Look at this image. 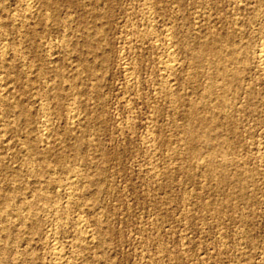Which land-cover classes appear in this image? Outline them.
<instances>
[{"label": "rangeland", "instance_id": "1", "mask_svg": "<svg viewBox=\"0 0 264 264\" xmlns=\"http://www.w3.org/2000/svg\"><path fill=\"white\" fill-rule=\"evenodd\" d=\"M21 1L0 0V264H52L55 244L68 264H264V77L253 59L264 0H35L29 15ZM226 36L245 57L234 68L242 78L217 95L207 86L229 61L210 47ZM190 111L213 119L191 124V142ZM15 204H31L25 217Z\"/></svg>", "mask_w": 264, "mask_h": 264}, {"label": "bare ground", "instance_id": "2", "mask_svg": "<svg viewBox=\"0 0 264 264\" xmlns=\"http://www.w3.org/2000/svg\"><path fill=\"white\" fill-rule=\"evenodd\" d=\"M38 1V0H37ZM48 1V0H47ZM145 1H147V0H145ZM18 2H19V0H18ZM35 0H22L21 1V9H22V12L24 13V14H28L29 13V11L31 12V10H32V8L33 7H35L36 8V6H35ZM99 2V1H98ZM142 2V1H141ZM154 2H155V0H154ZM153 2V3H154ZM37 3V2H36ZM50 3V2H49ZM80 3V2H79ZM88 3V2H87ZM101 3V2H100ZM143 3H146V2H142V4ZM236 3V2H235ZM19 4V5H20ZM38 4V3H37ZM147 4V3H146ZM40 5V4H39ZM38 5V6H39ZM43 5V4H42ZM148 5V4H147ZM249 5V4H248ZM251 5V4H250ZM253 5V4H252ZM45 6H46V4H45ZM20 7V6H19ZM44 7V6H43ZM48 7H49V5H48ZM48 7H46V8H48ZM86 7V6H85ZM141 7V6H140ZM247 7V6H246ZM245 7V8H246ZM261 7V6H260ZM82 8V7H81ZM150 8V7H149ZM151 8H152V6H151ZM249 8V7H248ZM34 9V8H33ZM145 9V8H144ZM37 10V9H36ZM147 10H149V9H147ZM235 10V9H234ZM257 10H258V8H257ZM261 10L263 11V9L261 8ZM141 11V10H140ZM249 11V10H248ZM259 11V10H258ZM257 11V12H258ZM28 12V13H27ZM33 12V11H32ZM31 12V13H32ZM48 12V11H47ZM234 12V11H233ZM241 12V11H240ZM20 13V12H19ZM145 13V12H144ZM149 13V12H148ZM236 13V12H235ZM261 13V12H260ZM17 14V13H16ZM30 14V13H29ZM28 14V15H29ZM34 14V13H33ZM43 14V13H42ZM45 14H47V13H45ZM151 14V13H150ZM237 14V13H236ZM252 14L254 15L255 13H253L252 12ZM21 15V14H20ZM27 15V16H28ZM35 15V14H34ZM48 15V14H47ZM143 15V14H142ZM147 15V14H146ZM50 16V15H49ZM149 16V15H148ZM258 16V15H257ZM17 17V16H16ZM19 17V16H18ZM21 17H22V15H21ZM26 17V16H25ZM41 17V16H40ZM43 17V16H42ZM57 17V16H56ZM231 17H233V16H231ZM262 17V16H261ZM260 17V18H261ZM24 18V17H23ZM236 18V17H235ZM240 18H242V17H240ZM264 18V17H263ZM2 19V18H1ZM45 19V18H44ZM44 19H43V21H44ZM47 19H48V17H47ZM91 19V18H90ZM148 19H149V17H148ZM150 19H152V17L150 18ZM262 19V18H261ZM260 19V20H261ZM15 20V19H14ZM22 20V19H21ZM27 20V19H26ZM254 20V19H253ZM259 20V21H260ZM16 21V20H15ZM19 21V20H18ZM36 21H37V19H36ZM147 22H150V21H148V20H146ZM14 22V21H13ZM47 22V21H46ZM144 22V21H143ZM261 22H262V20H261ZM23 23H24V21H23ZM28 23V22H27ZM40 23V22H39ZM48 23V22H47ZM136 23V22H135ZM257 23V22H256ZM19 24V23H18ZM46 24V23H45ZM55 25V24H54ZM138 25V24H137ZM240 25V24H239ZM254 25V24H253ZM18 26V25H17ZM97 26V25H96ZM131 26V25H130ZM133 26H134V24H133ZM139 26V25H138ZM138 26H135V29L134 28H132V30H136V27H138ZM146 26V25H145ZM262 26V25H261ZM23 27V26H22ZM30 27V26H29ZM237 27V26H236ZM3 28V27H2ZM26 28V27H25ZM128 28H129V26H128ZM244 28V27H243ZM261 28V27H260ZM259 28V29H260ZM262 33H260V35L262 34V36L264 37V27L262 26ZM199 29V28H198ZM240 29V28H239ZM125 30V29H124ZM129 30V29H128ZM85 31V30H84ZM210 31V30H209ZM258 31V30H257ZM44 32H46V30L44 31ZM131 33H132V31H130ZM138 32H141V31H138ZM207 32V31H206ZM260 32V31H259ZM25 33V32H24ZM133 33H134V31H133ZM143 33V32H142ZM197 33V32H196ZM210 33H213V32H210ZM42 34V33H41ZM84 34V33H83ZM135 34V33H134ZM136 34H138V35H140V33H137L136 32ZM215 34V33H214ZM128 35H129V33H128ZM128 35H127V37H128ZM132 35V34H131ZM231 35H232V33H231ZM257 35V34H256ZM130 36V35H129ZM142 36V35H141ZM144 36V35H143ZM142 36V37H143ZM195 36V35H194ZM206 36V35H205ZM204 36V37H205ZM217 36V35H216ZM234 36V35H233ZM240 36V35H239ZM5 37V36H4ZM85 37V36H84ZM134 37H136V35H134ZM142 37H139L140 39H138L137 38V40L139 41V40H141V38ZM167 37V36H166ZM183 37V36H182ZM197 37V36H196ZM209 37V36H208ZM211 37V36H210ZM219 37V36H218ZM231 37V36H230ZM98 38V37H97ZM100 38V37H99ZM101 38H102V36H101ZM125 38V37H124ZM133 38V37H132ZM198 38V37H197ZM222 38V37H221ZM216 38V39H214L215 41L213 42V40H211V42H213L212 43V46L210 47V55L212 56L211 58H213L216 62H219V61H224L225 60V58L227 59V60H225V61H229L228 63H230V64H228L227 62V64H221V63H224V62H221L220 64L221 65H219V63L217 64V68H216V71H215V76H217L216 75V73L217 74H219V77L221 76V78H220V81H218L217 80V84L215 85H212V82H211V84H209L208 86H207V88H208V90H206V91H208V92H211V91H213L214 89H216L218 92H219V90L221 91V92H227V91H230L229 89H227V86H228V84L230 83L231 84V82H233L232 84L234 85V83L237 85V83H239L238 81H240L241 79L240 78H242L241 76H239L240 75V73L238 74V72L237 71H234V68L236 67V64H238L240 61L242 62V60L245 58H243L242 60H240L239 58H238V50H237V48L238 47H232L231 45L232 44H228V42H230V40H229V37L228 36H226L225 38ZM261 38V37H260ZM169 38L167 37V40H168ZM172 39V38H171ZM225 39V40H224ZM2 40V39H1ZM41 40V39H40ZM44 40V39H43ZM47 40V39H46ZM65 40H68V39H65ZM125 40H127V39H125ZM129 40H131V38L129 39ZM165 40V39H164ZM186 40V39H185ZM197 40H199V38L198 39H196V41ZM204 40V39H203ZM229 40V41H228ZM235 40H236V38H235ZM238 40V39H237ZM262 41H263V38L261 39ZM143 41V40H142ZM169 41V40H168ZM167 41V42H168ZM204 41H206V39L204 40ZM225 41H227V43L225 42ZM61 42H62V40H61ZM63 42H66V41H63ZM127 44H128V42L127 41H125ZM131 41H129V43H130ZM145 42V41H144ZM162 42V41H161ZM198 42V41H197ZM231 42H232V40H231ZM230 42V43H231ZM234 42V41H233ZM239 42V41H238ZM8 43V42H7ZM45 43V42H44ZM58 43V42H57ZM75 43V42H74ZM140 43V42H139ZM142 43V42H141ZM140 43V44H141ZM203 43V42H202ZM224 43H226V44H224ZM2 44V43H1ZM4 44V43H3ZM3 44L1 45V46H3ZM39 44V43H38ZM37 44V45H38ZM60 44V43H59ZM62 44V43H61ZM60 44V45H61ZM100 44H101V42H100ZM103 44H104V42H103ZM155 44H157V42L155 43ZM165 44H167V43H165ZM190 44V43H189ZM193 44V43H192ZM191 44V45H192ZM201 44V43H200ZM200 44H199V46H200ZM204 44V43H203ZM228 44V45H227ZM241 44H243V43H241ZM46 45V44H45ZM154 45V44H153ZM198 45V43H196V45L194 46V47H196ZM237 45H239V44H237ZM245 45V44H244ZM243 45V46H244ZM5 46H6V44H5ZM47 46V45H46ZM49 46V45H48ZM48 46L46 47V48H48ZM57 46V45H56ZM67 46V45H66ZM101 46V45H100ZM168 46H170L171 47V44L169 45V43H168ZM242 46V45H241ZM11 47V46H10ZM153 47V46H152ZM166 48H167V46H165ZM184 47V46H183ZM188 47V46H187ZM193 47V46H192ZM193 47V48H194ZM200 47H203V45H201ZM44 48V47H43ZM50 48H51V46H50ZM50 48H49V50H50ZM65 48V47H64ZM68 48V47H67ZM90 48H92V47H90ZM89 48V49H90ZM98 48V47H97ZM199 48V47H198ZM204 48V47H203ZM242 48V47H241ZM8 49V48H7ZM39 49V48H38ZM55 49V48H54ZM60 49V48H59ZM59 49H57V50H59ZM71 49V48H70ZM129 49H130V47H129ZM158 49V48H157ZM169 49V48H168ZM187 49V48H186ZM190 49H192V48H190ZM247 49V48H246ZM0 50H1V48H0ZM46 50V49H45ZM44 50V51H45ZM53 50V49H52ZM64 50H66V48L64 49ZM69 50V49H68ZM93 50V49H92ZM188 50V49H187ZM197 50V49H196ZM201 50V49H200ZM200 50L198 49V51L200 52ZM241 50V49H240ZM2 51V50H1ZM3 51L5 52V50H4V48H3ZM3 51H2V53H1V55H0V57L1 56H3L4 55V53H3ZM70 51V50H69ZM168 51V50H167ZM167 51H165V52H167ZM190 51V50H189ZM244 51V50H243ZM248 51V50H247ZM8 52V51H7ZM7 52H5V53H7ZM41 52V51H40ZM60 52H62V51H60ZM169 52V51H168ZM172 50H171V52H169L168 53V55L166 54V53H164L165 54V56L167 55V59H166V61H164V66H162L165 70L164 71H166L167 70V74H168V71H171V70H173L174 68H175V59L172 57ZM191 52V51H190ZM197 52V51H196ZM206 52H208V51H206ZM245 52H246V50H245ZM245 52H243V53H245ZM51 53V52H50ZM59 53V52H58ZM63 53V52H62ZM68 53V52H67ZM186 53V52H185ZM189 53V52H188ZM191 53H195V50H194V52H191ZM198 53V52H197ZM205 53V52H204ZM240 53L242 54V52L240 51ZM255 53V57H253V59L255 58V62H256V69L257 70H259L260 71V73H261V75L264 77V43L262 44V46L261 47H259L258 48V50L256 51V52H254ZM52 54H54V53H52ZM70 54V53H69ZM164 54H163V56H164ZM202 54V53H201ZM208 54H209V52H208ZM238 54V55H237ZM240 54V55H241ZM57 55V54H56ZM59 55V54H58ZM98 55V54H97ZM192 55V54H191ZM194 55V54H193ZM203 55V54H202ZM206 54H204V56H205ZM246 55V54H245ZM254 55V54H253ZM43 56V55H42ZM49 56H51V55H49ZM52 56H54V55H52ZM64 56V55H63ZM62 56V57H63ZM162 56V55H161ZM196 56V55H195ZM243 56H244V54H243ZM44 57V56H43ZM106 57V56H105ZM176 57V56H175ZM187 57H188V55H187ZM189 57H192V56H189ZM199 58V55L198 56H196V58ZM206 57V56H205ZM4 58V56L2 57V59ZM10 58V57H9ZM52 58V57H51ZM70 58V57H69ZM179 58V57H178ZM195 58V57H194ZM201 58V57H200ZM208 58V57H207ZM241 58V57H240ZM1 59V60H2ZM55 59H56V57H55ZM204 59L205 58H203V60L201 59V61L203 62L204 61ZM247 59V58H246ZM252 59V62L254 61ZM6 60V59H5ZM60 60H61V58H60ZM65 60V59H64ZM63 60V61H64ZM195 60H197V59H195ZM205 60H207V59H205ZM212 60V59H211ZM211 60H207L208 61V63H209V61H211ZM214 60H212L213 62H214ZM7 61H9V60H7ZM21 61V60H20ZM51 61H55V60H51ZM198 61V60H197ZM211 61V62H212ZM13 62V61H12ZM59 62V61H58ZM62 62V61H61ZM65 62V61H64ZM63 62V63H64ZM84 62V61H83ZM195 62V61H194ZM248 61H246L245 60V63H247ZM23 63V62H22ZM66 63V62H65ZM129 63V62H128ZM184 63V62H183ZM198 63V62H197ZM24 64V63H23ZM72 64V63H71ZM159 64H160V62H159ZM162 64V63H161ZM204 64H206V63H204ZM210 64V63H209ZM213 64V63H212ZM216 64V63H215ZM242 64V63H241ZM240 64V65H241ZM248 64V63H247ZM246 64V65H247ZM254 64V63H253ZM5 65V64H4ZM177 65H178V63H177ZM181 65V64H180ZM187 65V64H186ZM197 65V64H196ZM211 65V64H210ZM239 65V66H240ZM46 66H48V64L46 65ZM50 66V65H49ZM161 66V65H160ZM159 66V67H160ZM191 66V65H190ZM242 66H244V65H242ZM241 66V67H242ZM251 66V65H250ZM2 67V66H1ZM5 67V66H4ZM74 67V66H73ZM127 67V66H126ZM130 67V66H129ZM187 67V66H186ZM194 66H192V68H193ZM212 67V66H211ZM240 67V68H241ZM248 67V66H247ZM28 68V67H27ZM125 67H123V69H124ZM197 68H199V67H197ZM201 68V67H200ZM213 68V67H212ZM215 68V67H214ZM239 68V67H238ZM239 68V69H240ZM243 68V67H242ZM250 68H252V67H250ZM4 69V68H3ZM72 69V68H71ZM129 69H131V68H129ZM129 69H127V70H129ZM188 69H190L189 68V66H188ZM246 69V68H245ZM253 69V68H252ZM18 70V69H17ZM212 70V69H211ZM244 70V69H243ZM5 71V70H4ZM7 71V70H6ZM49 71V70H48ZM94 71V70H93ZM195 71V70H194ZM29 72V71H28ZM191 72V71H190ZM209 72V71H208ZM241 73H243V72H245V71H240ZM255 72H256V70H255ZM13 73V72H12ZM31 73V72H30ZM125 73V72H124ZM172 73V72H171ZM203 73V72H202ZM0 74H1V72H0ZM127 74V73H126ZM128 74L130 75L131 73L130 72H128ZM133 74V73H132ZM173 74V73H172ZM171 74V75H172ZM188 74V73H187ZM6 75H7V72H6ZM9 75V74H8ZM7 75V76H8ZM127 76V77H130V76ZM190 75V74H189ZM210 76H211V71H210V74H209ZM214 75V74H213ZM242 75V74H241ZM243 75H244V73H243ZM242 75V76H243ZM2 76V75H1ZM98 76V75H97ZM132 76V75H131ZM168 76V75H167ZM246 76V75H245ZM40 77H41V75H40ZM49 77V76H48ZM53 77V76H52ZM169 77V76H168ZM167 77V78H168ZM196 77V76H195ZM202 77V76H201ZM218 77V78H219ZM247 77V76H246ZM5 78V77H4ZM43 78V77H42ZM61 78H62V76H61ZM69 78V77H68ZM185 78V77H184ZM206 78H209V77H206ZM212 78H213V76H212ZM211 78V80H213ZM215 78V77H214ZM44 79V78H43ZM189 79V78H188ZM240 79V80H239ZM246 79V78H245ZM2 80H3V77H2ZM47 80V79H46ZM133 80V79H132ZM173 80V79H172ZM184 80V79H183ZM209 80V79H208ZM208 80H206V81H208ZM244 80V79H243ZM249 80H250V78H249ZM248 80V81H249ZM191 81L193 82V80L191 79ZM210 81V80H209ZM214 81V80H213ZM247 81V82H248ZM0 82H1V79H0ZM3 82V81H2ZM51 82V81H50ZM127 82H129V81H127ZM133 82V81H132ZM131 82V83H132ZM136 82V81H135ZM168 82H170V81H168ZM198 82V81H197ZM202 82H204L203 80H202ZM237 82V83H236ZM243 82V81H242ZM246 82V83H247ZM4 83V82H3ZM2 83V84H3ZM46 83V82H45ZM134 83V82H133ZM206 83V82H205ZM4 84H6V83H4ZM198 84H200V83H198ZM207 84H208V82H207ZM240 84V83H239ZM238 84V85H239ZM243 84H244V82H243ZM48 85V84H47ZM50 85V84H49ZM233 85H231L232 87V90H234L235 91V89H233ZM2 86V85H1ZM6 86V85H5ZM66 86H67V84H66ZM69 86V85H68ZM199 86V85H198ZM240 86V85H239ZM244 86V85H243ZM249 86H250V83H249ZM248 86V87H249ZM3 87V86H2ZM55 87V86H54ZM189 87V86H188ZM229 87H230V85H229ZM45 88V87H44ZM77 88V87H76ZM237 88H238V86H237ZM240 88V87H239ZM250 88V87H249ZM4 89V88H3ZM8 89V88H7ZM46 89H47V92L49 91V93H50V91H53V87L52 86H46ZM68 89V88H67ZM244 89V88H243ZM171 90V89H170ZM203 90H205V88L203 89ZM223 90V91H222ZM1 91V90H0ZM44 91H45V89H44ZM164 91H166V90H164ZM205 91V92H206ZM250 91H252V90H250ZM249 91V93H251ZM4 92H5V90H4ZM3 92V93H4ZM205 92H203V93H205ZM216 92V91H215ZM218 92H216V93H218ZM221 92H219V94H217V95H220V93ZM246 92V91H245ZM244 92V93H245ZM248 92V91H247ZM3 93L1 94V96H3ZM40 93V92H39ZM163 93V92H162ZM166 93V92H165ZM202 93V92H201ZM200 93V94H201ZM202 93V94H203ZM232 93H234V92H232ZM236 94H237V91L235 92ZM234 93V94H235ZM5 94V93H4ZM164 94V93H163ZM168 94H169V92H168ZM212 95L214 94V93H211ZM225 94V93H224ZM223 94V95H224ZM233 94V95H234ZM246 94V93H245ZM43 95V94H42ZM170 95V94H169ZM225 95H228V94H225ZM232 95V96H233ZM248 95V94H247ZM0 96V98H2ZM5 96V95H4ZM49 96H50V94H49ZM74 96V95H73ZM245 96V95H244ZM250 96V95H249ZM254 96V95H253ZM6 97V96H5ZM4 97V98H5ZM7 97H8V95H7ZM38 97V96H37ZM42 97V96H41ZM169 97V96H168ZM171 97V96H170ZM200 98H201V101L204 99H208L209 98V94L207 93V94H204V98L202 99V97L201 96H199ZM215 97H216V94H215ZM239 97V96H238ZM237 97V98H238ZM246 97H248V96H246ZM18 98V97H17ZM51 98V97H50ZM213 98H214V96H213ZM228 98V97H227ZM230 98V97H229ZM10 99V98H9ZM175 99V98H174ZM211 99V98H210ZM214 99H216V98H214ZM244 99V98H243ZM2 100V99H1ZM0 100V101H1ZM45 100V99H44ZM184 100V99H183ZM193 99H190L189 101H192ZM195 100V99H194ZM245 100V99H244ZM247 100V99H246ZM16 101V100H15ZM49 101V100H48ZM206 101V100H205ZM204 101V102H205ZM207 101H209V99L207 100ZM212 101V100H211ZM223 101H224V98H223V96L222 97H217V99H216V102L217 103H219V104H221V103H223ZM230 101V100H229ZM233 101V100H232ZM248 101H249V99H248ZM2 102H3V100H2ZM41 102V101H40ZM168 102V101H167ZM176 102V101H175ZM204 102H202V103H204ZM215 102V101H214ZM213 102V103H214ZM234 102V101H233ZM233 102H229V103H233ZM42 103V102H41ZM46 103H48V102H46ZM45 103V104H46ZM171 103V102H170ZM193 103V102H192ZM196 103V102H195ZM199 103H200V100H199ZM198 102H197V106H198V104H199ZM210 103V102H209ZM227 103V102H226ZM247 103V102H246ZM250 103V102H249ZM3 104V103H2ZM6 104V103H5ZM43 104V103H42ZM42 104H40V106L42 105ZM73 104H74V102H73ZM187 104H188V102H187ZM207 104V103H206ZM211 104V103H210ZM228 104V103H227ZM235 104V103H234ZM189 105V104H188ZM188 105H186V106H188ZM191 105H195L194 103L193 104H191ZM199 105H201V104H199ZM209 104H207V106H208ZM212 105V104H211ZM210 105V106H211ZM217 105V104H216ZM196 106V105H195ZM204 106V105H203ZM207 106L205 105V107L207 108ZM209 106V107H210ZM222 106V105H221ZM234 106V105H233ZM232 105L231 106H229V107H233ZM3 107H5V106H3ZM48 107H49V105H48ZM64 107V106H63ZM70 107V106H69ZM227 107V106H226ZM198 107H196L195 109H197ZM200 108H202V106L200 107ZM200 108H198V109H200ZM224 110H225V107H222ZM228 108V107H227ZM50 109V108H49ZM48 109V110H49ZM54 109V108H53ZM68 109V108H67ZM71 108H69L68 110H70ZM80 109V108H79ZM188 109V108H187ZM187 109H186V107H185V110L187 111ZM202 109H204V107L202 108ZM201 109V110H202ZM208 109V108H207ZM213 109H216V108H214V106H213ZM220 109V108H219ZM4 110V109H3ZM45 111H46V109H44ZM44 110H42V111H44ZM47 110V111H48ZM189 110H190V108H189ZM193 110V109H192ZM200 110V111H201ZM212 110V109H211ZM210 110V112H212ZM5 111V110H4ZM195 112H196V110H194ZM70 112V117L71 118H73V120H75L74 118H76V114L74 113V112H72V110L71 111H69ZM195 112H189V113H187V112H185V113H187V114H185L186 115V117H187V115H188V117H190V124L188 123V122H186V123H188L187 125H190L189 127H188V129L186 130V131H183V132H185L186 133V135L188 136V139H189V141L191 142V141H193V140H195L196 138L198 139V137H196V136H198L197 135V133L198 132H196V128L195 127H193L191 124H193V122L195 121H198V122H201V127L200 128H204V127H206L207 125H206V120H208V119H206V120H204V119H202L201 117L202 116H198ZM203 112H205L204 110H202V113L201 114H205V113H203ZM206 112H208L207 110H206ZM209 112V113H210ZM215 112H216V110H215ZM225 112H227V111H225ZM225 112L224 113H220L221 115H223V118H225L226 116H227V114H226V116H225ZM229 112V111H228ZM6 113V112H5ZM4 113V114H5ZM46 113V112H45ZM48 113V112H47ZM50 113V112H49ZM63 113V112H62ZM79 113V112H78ZM199 113V114H200ZM217 113H218V111H217ZM68 114V113H67ZM200 114V115H201ZM213 114V113H212ZM233 114H234V112H233ZM52 115V114H51ZM183 115V114H182ZM220 115V116H221ZM7 116V115H6ZM44 116V115H43ZM66 116V115H65ZM208 116V115H207ZM212 116V115H211ZM216 116V114L214 115V117ZM12 117V116H11ZM69 117V118H70ZM185 117V116H184ZM213 117V118H214ZM217 117H219V116H217ZM42 118V117H41ZM207 118V117H206ZM208 118H209V116H208ZM210 118H212V117H210ZM209 118V119H210ZM220 118V117H219ZM51 119V118H50ZM215 119V118H214ZM186 120H187V118H186ZM189 120V119H188ZM211 120V119H210ZM217 120H218V118H217ZM70 121V120H69ZM72 121V120H71ZM76 121V120H75ZM74 121V122H75ZM202 121H204V123H205V125H204V123H202ZM220 121V120H219ZM44 122V121H43ZM48 122V121H47ZM47 122H45V123H47ZM50 122H52V121H50ZM208 122L209 123H211V122H213V119L211 120V122L208 120ZM8 123V122H7ZM71 123H73V122H71ZM78 123V122H77ZM80 123V122H79ZM208 123V124H209ZM48 124V123H47ZM52 124V123H51ZM68 124V123H67ZM194 124H197V123H194ZM199 124V123H198ZM212 124V123H211ZM213 124H215V121H214V123ZM216 124H218V123H216ZM8 125V124H7ZM10 125V124H9ZM70 125V124H69ZM77 125V124H76ZM187 125H186V127H187ZM5 126V125H4ZM43 126H45L44 125V123H43ZM49 126V125H48ZM204 126V127H203ZM210 126H212V125H210ZM219 126V125H218ZM42 127V126H41ZM47 126H45L44 128H46ZM196 127H197V125H196ZM199 127V126H198ZM40 128V127H39ZM47 128H49V127H47ZM53 128V127H52ZM199 128V129H200ZM207 128V127H206ZM206 128L204 129V130H206ZM49 129H51V127L49 128ZM48 129V130H49ZM181 129V128H180ZM43 130H45V129H43ZM52 130V129H51ZM72 130V129H71ZM78 130V129H77ZM200 130H202V129H200ZM42 131V130H41ZM68 131V130H67ZM199 131V130H198ZM4 132V131H3ZM201 132H203V131H201ZM200 132V134L202 135V133ZM5 133V132H4ZM42 133H44V131L42 132ZM47 133H48V131H47ZM51 133V132H50ZM185 133H184V136H185ZM206 133V132H205ZM208 134V133H207ZM207 134H204L203 133V136L205 135H207ZM48 136H49V138H50V135H49V133L47 134ZM45 136V135H44ZM43 136V137H44ZM180 136H182V135H180ZM204 136V138H206ZM215 136V135H214ZM47 137V136H46ZM186 137V136H185ZM208 137H209V135H208ZM56 138V137H55ZM54 138V139H55ZM219 139V138H218ZM48 140V139H47ZM65 140V139H64ZM28 141V140H27ZM197 141V140H196ZM215 141V140H214ZM40 142V141H39ZM186 141H184V143H185ZM189 142V143H190ZM23 144V143H22ZM48 144V143H47ZM46 144V145H47ZM51 144V143H50ZM188 145V144H187ZM195 145V144H194ZM22 146H24V145H22ZM195 146H197V145H195ZM43 147V146H42ZM49 147V146H48ZM188 147V146H187ZM192 148V147H191ZM30 149V148H29ZM40 149H42L41 147H40ZM23 151V150H22ZM232 151V150H231ZM264 152V151H263ZM262 152V153H263ZM195 153V152H194ZM223 153V152H222ZM261 153V154H262ZM213 155H214V153H212ZM264 154V153H263ZM33 155V154H32ZM207 155H208V152H207ZM31 156V155H30ZM192 156V155H191ZM193 157V156H192ZM203 157V156H202ZM263 157V159H264V156H262ZM218 158H219V156H218ZM192 159V158H191ZM223 159V158H222ZM229 159H230V157H229ZM29 160V159H28ZM27 160V161H28ZM42 160H44V159H42ZM231 160V159H230ZM229 160V161H230ZM232 160H234V159H232ZM196 161V160H195ZM210 161V160H209ZM7 162V161H6ZM32 162V161H31ZM64 162V161H63ZM28 163V162H27ZM201 163V162H200ZM205 163V162H204ZM214 163V162H213ZM38 164V163H37ZM64 164V163H63ZM210 164V163H209ZM61 165V164H60ZM207 165V164H206ZM233 165V164H232ZM229 166V165H228ZM29 167V166H28ZM65 167V166H64ZM204 167V166H203ZM210 167V166H209ZM21 168V167H20ZM25 168V167H24ZM35 168H36V165H35ZM39 168V167H38ZM237 168V167H236ZM32 169V168H31ZM239 169V168H238ZM242 170V169H241ZM51 171V170H50ZM208 171V170H207ZM233 171V170H232ZM231 171V172H232ZM32 172H33V169H32ZM38 172V171H37ZM49 172V171H48ZM73 172V171H72ZM80 173V172H79ZM78 173V174H79ZM25 174V173H24ZM29 174V173H28ZM37 174V173H36ZM42 174V173H41ZM52 174V173H51ZM75 174H76V172H75ZM15 175V174H14ZM35 175V174H34ZM33 175V176H34ZM48 175H49V173H48ZM74 175V174H73ZM207 175V174H206ZM208 175H209V173H208ZM78 176H80V175H78ZM77 176V177H78ZM48 177V176H47ZM27 178V177H26ZM37 178V177H36ZM74 178L75 179H77L76 178V176H74ZM73 178V179H74ZM33 179V178H32ZM38 179V178H37ZM35 180V178H34V180H35V182L36 181H38V180ZM68 179V178H67ZM80 179V178H79ZM78 179V180H79ZM239 179V178H238ZM51 180V179H50ZM77 180V181H78ZM75 181V180H74ZM76 181V182H77ZM80 181V180H79ZM78 181V182H79ZM242 181V180H241ZM32 182V181H31ZM235 182V181H234ZM7 183V182H6ZM72 183V182H71ZM77 184V183H76ZM238 184V183H237ZM70 185V184H69ZM74 185V184H73ZM241 185V184H240ZM239 185V186H240ZM64 186H65V184H64ZM71 186V185H70ZM63 187V186H62ZM61 187V188H62ZM67 187V186H66ZM44 188V187H43ZM43 188H39L33 195H32V198H36V200L37 199H42V197H44L45 196V192H44V189ZM77 188V187H76ZM5 189V188H4ZM63 189V188H62ZM35 190V189H34ZM47 190V189H46ZM56 190H57V188H56ZM60 190V189H59ZM66 190H67V188H66ZM71 190V189H70ZM73 190V189H72ZM48 191V190H47ZM74 191H76L75 190V188H74V190H73V192ZM59 192V191H58ZM58 192H57V194H58ZM61 192V191H60ZM65 191L63 190V193H64ZM68 192H70V191H68ZM8 194H9V192H7ZM63 193H61V194H63ZM75 193V195H76V192H74ZM32 194V193H31ZM56 194V195H57ZM67 194V193H66ZM71 194V193H70ZM69 194V195H70ZM26 195V194H25ZM59 195V194H58ZM78 195V194H77ZM76 195V196H77ZM7 196V195H6ZM67 196V195H66ZM70 197V196H69ZM69 197H67V198H69ZM72 197V196H71ZM2 198V197H1ZM74 198V197H73ZM83 198V197H82ZM15 199V198H14ZM60 199V198H59ZM66 199V198H65ZM71 199V198H70ZM69 199V200H70ZM4 200V199H3ZM68 200V201H69ZM9 201V200H8ZM7 201V202H8ZM66 201H67V199H66ZM9 203V202H8ZM55 203V202H54ZM69 202H67V204H68ZM9 204H11V203H9ZM64 204H66V203H64ZM70 204H72V203H70ZM75 204V203H74ZM5 205V204H4ZM16 205V208H15V211H16V214L15 215H18V217H21V218H23V217H25V214H27L28 212H29V209H30V207H31V204H25L24 206H22V207H19V206H17V204H15ZM73 205V204H72ZM76 205V204H75ZM1 206V205H0ZM10 206V205H9ZM14 206V205H13ZM60 206H61V204H59V203H55L53 206H51L50 207V211L52 210L53 212H56V213H58L57 211H59L60 209ZM62 206H65V205H62ZM69 206V205H68ZM6 207V206H5ZM71 207V206H70ZM2 208L4 209V207H3V205H2ZM1 208V209H2ZM48 208L49 207H43V210H46V211H49L48 210ZM0 209V210H1ZM10 209H12V208H10ZM7 210H8V208H7ZM3 211V210H2ZM14 211V210H13ZM8 212V211H7ZM66 212V211H65ZM3 213H5V211L3 212ZM6 214V213H5ZM52 214V213H51ZM59 215H60V213H58ZM82 214V213H81ZM55 215V214H54ZM64 215V214H63ZM53 216V215H52ZM66 216V215H65ZM79 216V215H78ZM1 217H3L2 216V214H1ZM4 217H6V216H4ZM8 217V216H7ZM57 217V216H56ZM55 217V218H56ZM69 217H71V216H69ZM51 218V217H50ZM54 218V217H53ZM85 218V217H84ZM2 219V218H1ZM63 219V218H62ZM70 219V218H69ZM74 219V218H73ZM80 219V218H79ZM78 219V220H79ZM6 220V219H5ZM12 220V219H11ZM57 220V219H56ZM1 221V220H0ZM63 221V220H62ZM83 221V220H82ZM2 222H4V221H2ZM7 222V221H6ZM55 222V221H54ZM58 222H60V219H59V221ZM86 222V221H85ZM1 223V222H0ZM5 223V222H4ZM57 223V222H56ZM78 223L80 224L81 223V219L78 221ZM83 223V222H82ZM102 223V222H101ZM2 224V223H1ZM5 224H7V223H5ZM8 224H10V223H8ZM64 224V223H63ZM62 224V225H63ZM68 224V223H67ZM20 225V224H19ZM61 225V226H62ZM100 225V224H99ZM5 226V225H4ZM50 226V225H49ZM56 226V225H55ZM60 226V225H59ZM78 226V225H77ZM83 226V225H82ZM101 226V225H100ZM5 228V227H4ZM48 228V227H47ZM56 228V227H55ZM66 228V227H65ZM78 228H80V227H78ZM87 228V227H86ZM75 229V228H74ZM15 230V229H14ZM58 230V229H57ZM84 230V229H83ZM102 230V229H101ZM50 231V230H49ZM50 232H53V231H50ZM82 232V231H81ZM81 232H79V233H81ZM91 232V231H90ZM55 234H56V232H54ZM78 233V234H79ZM59 234V233H58ZM73 234V233H72ZM80 235V234H79ZM88 235V234H87ZM52 236V235H51ZM58 236V235H57ZM82 236V235H81ZM89 236V235H88ZM88 236H86V237H88ZM81 238V237H80ZM82 240V239H81ZM88 240H90V239H88ZM49 242V241H48ZM53 242V241H52ZM90 242V241H89ZM88 242V243H89ZM76 247V246H75ZM50 250V249H49ZM62 249H60V247H58V246H56V244L54 245V246H52V248H51V251H50V255H51V257L53 258L52 260H53V262H51L52 264H68L67 263V261L65 260L66 258H64V255H63V253H62V251H61ZM83 251V250H82ZM50 255H49V259H50ZM68 257V256H67ZM79 258V257H78ZM50 264V263H49Z\"/></svg>", "mask_w": 264, "mask_h": 264}]
</instances>
